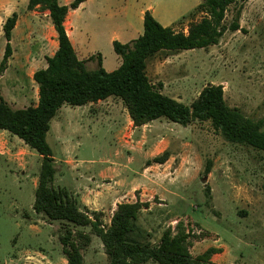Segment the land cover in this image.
I'll use <instances>...</instances> for the list:
<instances>
[{
	"label": "rangeland",
	"instance_id": "374dc122",
	"mask_svg": "<svg viewBox=\"0 0 264 264\" xmlns=\"http://www.w3.org/2000/svg\"><path fill=\"white\" fill-rule=\"evenodd\" d=\"M199 1L89 0L86 8L70 16L71 38L84 55L99 52L103 67L111 71L120 60L113 50V37L126 39L127 32L135 36L122 15L124 9L134 13L142 4L150 3L161 24L177 19L171 27L186 32L190 22L204 16L193 12ZM27 3L28 0H0V61L5 46L3 24L12 12L17 13L11 37L12 52L0 71V92L15 108L37 103L38 89L32 74L45 67V57L57 49L48 10L40 5L29 10ZM236 19L239 29H225L215 45L161 51L149 58L146 73L151 83L162 94L186 105L206 84H220L228 106L253 120L262 118L264 1L246 0L230 5L225 26ZM87 66L95 67V61H88ZM129 119L124 103L116 97L91 103L90 107L63 104L51 119L47 133L56 170L54 187L69 189L62 160L70 156L78 161L98 160L111 149L119 130L129 131ZM147 128L149 133L158 130L167 138L170 143L169 151L165 150L167 158L172 152L178 157L168 168L174 172V182L164 189L166 206L156 205L163 202L158 200V195L151 200L154 206L149 211L145 210L149 202L142 201L148 206L136 214L133 237L157 246L164 230L171 228L174 235L175 226L180 222L193 257L209 248L215 249L206 264H264V152L227 141L209 121L194 120L183 126L159 118ZM0 132H5L0 140L7 141L0 155V264H67L61 238L68 230L80 247L81 264H110L101 239L91 226L50 220L33 211L41 158L17 136L5 130ZM151 142L152 139L144 146ZM132 155L134 160L129 162L128 154L120 151L115 164L119 169L140 171L144 158ZM86 165L82 163L79 167L83 169ZM72 196L80 210L93 220L96 217L100 228L110 225L115 209L112 213L90 210L75 194ZM92 211L98 215L94 216ZM143 264L158 263L150 260Z\"/></svg>",
	"mask_w": 264,
	"mask_h": 264
},
{
	"label": "trees",
	"instance_id": "16d2710c",
	"mask_svg": "<svg viewBox=\"0 0 264 264\" xmlns=\"http://www.w3.org/2000/svg\"><path fill=\"white\" fill-rule=\"evenodd\" d=\"M82 1L71 0L68 4H61L59 0H28L27 9L40 5L48 10L58 46L52 55L45 57L46 66L32 74L38 89L34 106L15 108L0 92V130L20 138L41 158L33 211L50 220L91 226L101 239L110 264H143L150 260L158 264H206L215 249L209 248L193 257L188 251L187 234L180 222L175 226L174 235L171 228L164 230L157 246L142 243L133 237L136 230L134 219L142 207L148 206L147 202L117 204L110 225L106 229L100 228L96 217L93 220L79 209L73 192L65 187H54L56 170L47 133L51 119L63 104L82 106L116 97L124 103L135 126L159 118L183 126L194 120L209 121L227 141L264 152V116L253 120L245 117L237 108L228 106L220 84H206L197 97L186 105L162 94L146 73L147 60L161 51L207 48L219 42L225 29L238 30L237 19L225 26L226 12L230 5L246 0H200L193 12L203 13L204 16L190 22L186 32L163 26L150 10H145L141 35L126 43L116 39L112 41L113 50L121 59L118 67L112 71H106L101 66L99 53L79 59L66 33L65 18ZM16 20L17 13L12 12L3 24L5 46L0 71L5 68L12 52L11 37ZM88 61H95L96 66L89 68ZM167 157L168 152L165 151L149 162L161 163ZM91 213L98 215L95 211ZM71 236L72 232L68 230L61 238L63 253L67 264H81L80 247ZM78 236L83 237L80 233Z\"/></svg>",
	"mask_w": 264,
	"mask_h": 264
},
{
	"label": "crops",
	"instance_id": "0c3cea01",
	"mask_svg": "<svg viewBox=\"0 0 264 264\" xmlns=\"http://www.w3.org/2000/svg\"><path fill=\"white\" fill-rule=\"evenodd\" d=\"M67 1L68 2H65V4H68L71 0ZM88 2L89 0H84L79 4L77 8L70 10L64 21L66 33L79 59H87L90 55L99 53L95 52L84 55L79 46H76L71 38L73 27L70 24V16L79 9L86 8ZM14 9L15 7L12 9V11ZM147 9L150 10L153 17L161 23V21L155 15L154 7L150 5V3L142 4L138 9L134 10V13L125 11L124 9L122 15L128 25L133 29L135 36H130V32H127L125 34L126 39H119L118 35H115L113 39H116L121 43H126L141 35L143 32V14ZM176 20L177 19L171 21L170 23L162 22V25L171 26ZM120 62L121 59L119 60L118 65L120 64ZM101 66L103 67L102 56ZM100 101L102 100H99L96 103H100ZM90 104L91 103L87 104L88 107H90ZM156 121L157 119L140 126H135L133 125L131 119H129V131L127 132L124 130H119L114 136V143L111 145V149L106 152V154L104 153V155L101 156V158H99L98 160L91 159L86 161H78L76 159H73L71 156L66 160H62V162L64 163L63 169L66 172L65 176L67 179V186H69L68 190L73 192V194L78 197V200L83 206L90 210L100 212L109 210V212L112 213L116 205L119 203H130L139 200L141 202H149V206L145 208L146 211H149L154 206V202H152L151 200L155 197V195H158V200L163 201L161 203H157L156 205L166 206L164 189H166L165 187L168 186V183L174 182V172L170 171V169L168 168L172 167L173 161L178 157V155H174L172 152L170 153V157L167 158L164 162H149L155 155H159L165 150L169 151L170 143L167 138L162 135V133L158 132V130L156 132L154 130L153 133L148 132L147 127L153 125ZM3 134H5V132H0V136ZM9 136V138L13 140L10 134ZM151 139L152 142L144 146V144ZM0 144V155H3V149L5 147V144H7V141L4 142L0 140ZM64 148L70 150V152L72 153V149L68 146ZM150 149H155V152L152 153ZM122 150L126 154H128L129 162L134 160V157L132 155L133 153L138 157L144 158V161L141 163L140 171H135L127 167L125 168V170L118 168V166L115 164V160L117 157H119L120 151ZM82 163H86L87 165L83 167V169H80L79 164ZM167 169L169 170V175L166 173ZM156 172H159V176L155 175ZM152 175H154L156 178L153 179ZM167 178H169L170 181H167ZM90 179L92 180L91 182ZM96 181H102L104 184L100 186V184L94 183ZM151 187H153L154 189L153 192L151 191Z\"/></svg>",
	"mask_w": 264,
	"mask_h": 264
},
{
	"label": "bare ground",
	"instance_id": "6f19581e",
	"mask_svg": "<svg viewBox=\"0 0 264 264\" xmlns=\"http://www.w3.org/2000/svg\"><path fill=\"white\" fill-rule=\"evenodd\" d=\"M53 35V34H52Z\"/></svg>",
	"mask_w": 264,
	"mask_h": 264
}]
</instances>
